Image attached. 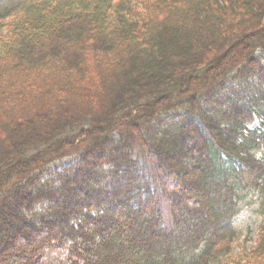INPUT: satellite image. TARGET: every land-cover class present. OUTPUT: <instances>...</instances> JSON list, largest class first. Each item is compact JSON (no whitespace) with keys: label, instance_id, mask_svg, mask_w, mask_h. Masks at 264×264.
<instances>
[{"label":"trees","instance_id":"trees-1","mask_svg":"<svg viewBox=\"0 0 264 264\" xmlns=\"http://www.w3.org/2000/svg\"><path fill=\"white\" fill-rule=\"evenodd\" d=\"M0 264H264V0L0 6Z\"/></svg>","mask_w":264,"mask_h":264},{"label":"rangeland","instance_id":"rangeland-1","mask_svg":"<svg viewBox=\"0 0 264 264\" xmlns=\"http://www.w3.org/2000/svg\"><path fill=\"white\" fill-rule=\"evenodd\" d=\"M18 2L19 0H0V6L7 5L10 7L17 4ZM257 125L258 124L256 122L254 126ZM70 160L71 158H66V163L70 162ZM255 199H257V197H255ZM259 207L260 203L253 201L251 205L245 206L236 218L235 225L238 231V238L234 243V247L236 248L237 252H241L244 245H246L248 249L253 247L257 240L259 225L262 220ZM163 208L166 213V207L164 206V203Z\"/></svg>","mask_w":264,"mask_h":264}]
</instances>
